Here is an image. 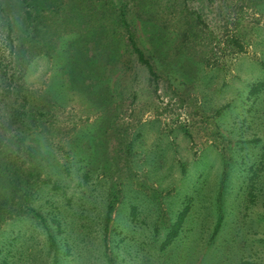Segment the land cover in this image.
I'll return each instance as SVG.
<instances>
[{"label":"rangeland","instance_id":"1","mask_svg":"<svg viewBox=\"0 0 264 264\" xmlns=\"http://www.w3.org/2000/svg\"><path fill=\"white\" fill-rule=\"evenodd\" d=\"M10 47L0 264H264V0H0Z\"/></svg>","mask_w":264,"mask_h":264},{"label":"trees","instance_id":"2","mask_svg":"<svg viewBox=\"0 0 264 264\" xmlns=\"http://www.w3.org/2000/svg\"><path fill=\"white\" fill-rule=\"evenodd\" d=\"M27 16L30 17L28 13H27ZM121 20H122L123 26H125V29L127 30V40H128V43L132 51L134 52V54L137 55L138 61L143 66H145L149 74L154 75L153 67L149 63V61L144 57L143 51L137 46L134 40V37H133V33L130 31L129 25L125 17L122 16ZM10 50H9V53L6 54L5 52H3L0 55V94L3 95L5 98V100L0 99V101L1 103H4L5 107L7 108V111H6L7 119L3 123L4 126H1L2 128H0V131L6 128L14 129L16 131H23L25 127L26 109L28 107L29 102H28V98H26V95H25V98L24 97L21 98L18 96H12V94L14 93V89H15L12 86V85H15V79H14L15 60H14L13 53H12V47H10ZM259 86L260 85H258L257 87L255 85L253 87L252 94L258 93ZM25 148L28 150L29 154L32 155L31 154L32 147L29 146ZM32 176L33 175L30 174V177ZM30 177H27V178L21 177L19 179L21 190H20V195L18 196V199L20 200V204L21 203L24 204L26 208L25 211L27 212V214H31L30 218L36 221L39 218L38 221L42 224H45L46 221L43 215L40 214L38 211H36L35 208L31 207V205L29 204L31 190L33 186L36 185L35 182H32L33 180L32 181L30 180ZM116 198L117 196L113 195L112 199L109 201L106 207V212H105V217H104V228L105 229H108V226L112 220V214H113L114 203L116 201ZM185 217H186V210L182 211L178 215L177 221L171 226L170 232L168 233L165 243L163 245L164 247L169 245L172 241H174L179 236V233L181 232V229H182V225L184 224ZM220 220L221 219L219 218L214 227V234H216L219 229ZM48 236L52 237L50 232H48ZM239 264H260V263L243 260Z\"/></svg>","mask_w":264,"mask_h":264}]
</instances>
